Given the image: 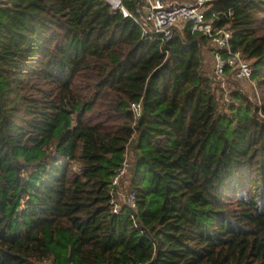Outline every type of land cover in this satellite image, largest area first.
<instances>
[{
    "label": "trees",
    "instance_id": "16d2710c",
    "mask_svg": "<svg viewBox=\"0 0 264 264\" xmlns=\"http://www.w3.org/2000/svg\"><path fill=\"white\" fill-rule=\"evenodd\" d=\"M207 16L260 107L221 108L190 28L163 45L104 0H0V264H264V0Z\"/></svg>",
    "mask_w": 264,
    "mask_h": 264
},
{
    "label": "built area",
    "instance_id": "2783aa9c",
    "mask_svg": "<svg viewBox=\"0 0 264 264\" xmlns=\"http://www.w3.org/2000/svg\"><path fill=\"white\" fill-rule=\"evenodd\" d=\"M104 1L115 12H121L125 17L133 19L140 27L144 38L160 40L163 45L169 42L176 33H182L186 28H190L193 35H202L207 40L213 41L218 49L214 53L215 76L211 79L215 83L223 82L225 73L230 71L239 80L251 82L256 96L261 97L257 84L253 83L254 70L251 63L243 57L241 52H232V31L217 27L215 19H209L207 16L212 10L213 0H138L140 8L136 13L130 12L125 7L124 0ZM252 102L257 107L262 105L261 99H258L257 104L254 100ZM132 110L137 118L141 116L140 104H134ZM128 169L129 164L125 161L114 178V186L120 184ZM125 199V206L136 210L135 193L131 192L125 196ZM116 203L114 213H119L122 208ZM132 219H134L133 216Z\"/></svg>",
    "mask_w": 264,
    "mask_h": 264
},
{
    "label": "rangeland",
    "instance_id": "374dc122",
    "mask_svg": "<svg viewBox=\"0 0 264 264\" xmlns=\"http://www.w3.org/2000/svg\"><path fill=\"white\" fill-rule=\"evenodd\" d=\"M217 49H218L217 46L211 40H207V42L204 44L203 53H202L203 55L202 73L209 78H213L215 76L216 58L214 53L216 52ZM216 87L218 88V97H220L219 102L221 104V108H224L223 106H227L226 103L230 99L229 97L233 93H236V91H241L245 95H248V97H250V101L254 100L255 104L258 103V99L262 98V94L261 97L256 96L255 89L251 82L239 80L230 71L225 73V80L223 82L216 83ZM126 176L125 178L127 179ZM128 180H129V176H128ZM124 184L125 185L122 186L119 190L120 191L119 193L121 194L116 199V202H118L119 204H123L126 201L125 196L129 191V182H125Z\"/></svg>",
    "mask_w": 264,
    "mask_h": 264
}]
</instances>
